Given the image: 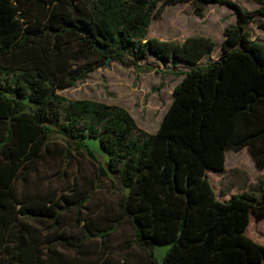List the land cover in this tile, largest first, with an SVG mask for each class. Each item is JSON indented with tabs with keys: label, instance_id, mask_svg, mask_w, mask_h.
I'll return each mask as SVG.
<instances>
[{
	"label": "trees",
	"instance_id": "trees-1",
	"mask_svg": "<svg viewBox=\"0 0 264 264\" xmlns=\"http://www.w3.org/2000/svg\"><path fill=\"white\" fill-rule=\"evenodd\" d=\"M183 1L199 16L208 4L232 11L214 60L200 63L215 45L208 36L147 35L151 19ZM250 1L254 10L233 0H0V264H87L62 248L80 253L91 238L101 264H129L107 254L122 219L133 228L124 245L169 243L160 262L144 250L140 264H264V231L246 234L251 218L264 220V179L255 193L217 196L209 178L226 150L245 149L264 170V43L245 28L264 18V0ZM148 56L186 67L154 132L120 105L57 92L106 60L138 70ZM77 157L94 165L97 186L119 193L121 214L105 227L82 215L89 195L74 176L68 191L39 188L40 168L55 162L51 176H66ZM71 210L78 237L65 228Z\"/></svg>",
	"mask_w": 264,
	"mask_h": 264
},
{
	"label": "rangeland",
	"instance_id": "rangeland-1",
	"mask_svg": "<svg viewBox=\"0 0 264 264\" xmlns=\"http://www.w3.org/2000/svg\"><path fill=\"white\" fill-rule=\"evenodd\" d=\"M233 1L246 10L256 8V4L250 0ZM192 10L193 7L186 1L165 6L158 18L151 19L147 35L176 40H182L189 35L208 36L214 40L215 45L200 62H209L220 53L223 38L222 29L224 26L232 24L234 17L232 11L223 5L208 4L201 16L194 14ZM245 28L252 39L264 43L263 17L256 16L253 22L245 25ZM138 65L139 69L137 70L132 66L121 65L111 60L89 73L82 81L57 92L71 99L86 98L118 104L131 114L138 126L147 132H153L171 100L172 87L179 77L161 71L158 63L150 56L138 60ZM167 66L162 65V68L171 71L186 69L183 65L172 68ZM141 68H149V70L144 71ZM87 144L99 162L106 158L99 149L96 139L88 138ZM57 168L56 163L52 162L47 170L39 169V174L46 176L42 177L38 183L40 190H45L48 185L58 188L59 192L68 191L67 187L75 177L76 189L85 190L89 195L84 204L85 207L82 208V215L91 217L90 227H105L109 223L108 218H114L121 214L119 193L96 185L94 165L88 159L75 158L70 163L66 176L59 175L54 178L51 173ZM35 178V175H32V182ZM47 178H49V182L46 184ZM209 178L217 196L238 191L255 193L258 183L264 179V170L257 169L245 149L237 152L226 150L225 169L220 173L209 175ZM90 188H93L92 192H90ZM65 216V228L76 237L80 236L81 225L71 223L74 210L67 212ZM263 231L264 220L255 222L251 218L246 234L260 240ZM132 233V225L126 219H122L115 226L109 236L107 254L110 260L120 261L124 258L129 264H140L145 260V251H151L153 260L157 263L160 262L169 243H151L147 245L145 251L134 243L124 245L127 240L133 238ZM98 248L99 240L91 238L84 242L80 253L66 248H62V250L71 256H76L83 263L101 264Z\"/></svg>",
	"mask_w": 264,
	"mask_h": 264
},
{
	"label": "crops",
	"instance_id": "crops-1",
	"mask_svg": "<svg viewBox=\"0 0 264 264\" xmlns=\"http://www.w3.org/2000/svg\"><path fill=\"white\" fill-rule=\"evenodd\" d=\"M157 63H158V65H159V69H161V71H163L164 73H170V74H174V75H176L177 77H179L178 78V80L175 82V84H174V86L180 81V79H181V75H180V72H182V71H177V70H165L164 68H162V65H164V66H167L168 65V63L167 62H162V61H159V60H157V59H155V58H153ZM203 59V57L200 59V61ZM215 59V58H214ZM214 59H212V60H214ZM212 60H210V61H212ZM205 62H207V61H205ZM200 63H204V62H200ZM177 65H183V64H181V63H178ZM177 65H175L174 67H177ZM167 67H169V68H171L169 65L167 66ZM185 67V66H184ZM186 70V69H185ZM173 86V87H174ZM172 87V88H173ZM108 104H113V103H108ZM118 105V104H117ZM161 120V119H160ZM160 122V121H159ZM159 124V123H158ZM138 126V125H137ZM158 126V125H157ZM138 127H140V126H138ZM141 128V127H140ZM157 128V127H156ZM142 129V128H141ZM144 130V129H143ZM146 131V130H145ZM154 131H155V129H154ZM153 131V132H154ZM224 169H225V161H224Z\"/></svg>",
	"mask_w": 264,
	"mask_h": 264
},
{
	"label": "water",
	"instance_id": "water-1",
	"mask_svg": "<svg viewBox=\"0 0 264 264\" xmlns=\"http://www.w3.org/2000/svg\"><path fill=\"white\" fill-rule=\"evenodd\" d=\"M107 62H108V60L105 61V63H107Z\"/></svg>",
	"mask_w": 264,
	"mask_h": 264
}]
</instances>
